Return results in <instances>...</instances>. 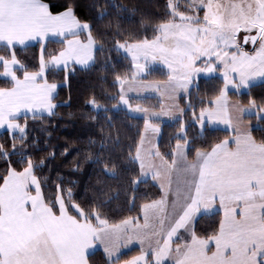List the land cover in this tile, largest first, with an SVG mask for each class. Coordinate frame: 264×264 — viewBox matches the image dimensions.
I'll use <instances>...</instances> for the list:
<instances>
[{"label": "trees", "instance_id": "1", "mask_svg": "<svg viewBox=\"0 0 264 264\" xmlns=\"http://www.w3.org/2000/svg\"><path fill=\"white\" fill-rule=\"evenodd\" d=\"M53 14L72 10L77 19L90 26L97 51L94 64L85 69L49 68L46 80L59 84L54 98L55 112L50 116L22 117L21 133L0 134V188L10 171L28 169L39 180L46 203L55 211L59 195L73 213L80 207L88 219L115 225L140 218L143 207L161 198L162 190L151 180H143L136 154L146 119L130 109L120 108V78L133 74V63L119 44L150 42L159 36L160 27L175 21L171 0H42ZM180 13L187 14L183 2ZM205 10L200 12L204 16ZM65 47L64 41H48L25 47L0 46V57L14 56L25 73L41 68V53L50 60ZM249 50V48H247ZM3 65L0 64V71ZM168 75L157 69L144 81H164ZM13 81L0 78V89ZM224 81L218 76L201 77L188 96L180 97L183 115L180 120H155L161 128L158 150L169 164L177 146H188V158L194 160L200 151H210L229 141L233 134L225 129L200 130L198 116L211 108L222 93ZM228 98L244 106L256 105L264 110V81L244 91H230ZM133 105L160 110L153 98L131 99ZM256 143L264 146V116H246ZM222 225L221 212L200 215L194 225L197 237L217 235ZM188 240V237H185ZM140 253L132 248L113 262L97 250L89 256L90 264H120ZM147 264H153L151 256Z\"/></svg>", "mask_w": 264, "mask_h": 264}, {"label": "crops", "instance_id": "2", "mask_svg": "<svg viewBox=\"0 0 264 264\" xmlns=\"http://www.w3.org/2000/svg\"><path fill=\"white\" fill-rule=\"evenodd\" d=\"M48 41H64L65 47L50 60H45L41 53L39 72L25 73L20 79L16 75V70L21 68L17 59L14 56L10 59L0 57V64L3 65L0 78L13 81L11 88L0 89V134L21 133L22 126L18 120L22 117L52 115L56 108L54 98L60 85L46 80L47 70L49 68L67 70L72 66L81 69L89 68L95 62L97 51V44L91 36L90 26L80 22L72 10L53 14L48 4L42 0H0V46L25 47L38 43L44 44ZM262 70L255 75L245 90L264 81V68ZM129 96L139 98L133 94H128ZM220 97L214 101L213 107H216ZM235 102L233 100L227 102V110L220 111V114L212 117L213 125L207 123L204 128L200 127L201 116L199 115L197 123L199 129L204 130L209 127L235 133L233 131L234 116L231 110V107L236 108ZM176 115V118H168L164 121L180 120L183 115L182 107ZM246 116L249 115H245V118ZM157 127L146 132L145 123L136 154L138 157L141 151V158L144 157V161L152 163L155 176L144 178L142 165L136 161L141 169L142 179L153 181L163 194L160 199L143 207L140 218L131 219V223L126 225L127 235L125 234L126 238L122 245L131 249L138 248L140 253L120 264H147L148 255L156 249L145 251L140 248L143 240L139 238V233L147 223L149 228L151 226L157 228L160 222L166 220L168 222L166 223L167 237L172 246H175V240L183 231L188 235L186 244L190 243L189 240L197 238L194 235V223L200 215L194 213L188 215L187 212L181 214L179 210L183 201L178 198V191L172 184L180 168L194 173L201 156L199 180L201 177L206 178L207 173L212 169H216V175L220 172L227 178H234L236 190L242 186L236 183L239 178L243 181V188H249V192L256 187L262 188L261 200L258 197L249 196L250 193L246 191L240 195L233 193L227 195L226 192L232 188V183L230 179L226 181L221 179L219 182H214L213 189L217 192L211 197L214 198L213 203L222 202L221 204L225 207L230 204V208L243 202H258L257 213H252L245 219L244 228L239 227L242 234L247 236L239 240V245H242L243 249H251L250 246L256 247L252 243L260 244L256 241L249 242L248 236H264V146L259 144L263 147L251 145L244 149H237L230 139L210 151L198 152L194 160H190L188 146L182 143L175 150L173 163L167 164L158 150L161 128L158 125ZM251 128L252 126L250 132ZM150 158H154V162L157 160L160 166L158 170L155 169L157 164H153ZM161 170L165 171V174L160 172ZM223 175H220V178ZM168 179L170 182L166 184ZM197 184L200 185V181ZM165 191L171 193L169 198H164ZM196 203L202 204L200 200ZM72 210L73 213L69 211L61 195L57 198L56 211L49 206L44 199L40 182L32 171L26 170L21 173L10 171L0 188V264H90L89 256L97 250H101L110 262L116 261L118 258L109 259L111 251L109 247L114 244V237L111 235L116 234L115 230L118 226L127 224L128 221L114 226L104 222L95 225L77 205L73 204ZM224 216L225 214H223L219 231L221 235L224 230ZM159 234L160 232L150 235L152 238V235ZM218 244L221 245V242L219 241ZM259 247L262 249L263 256L264 245ZM155 264L163 263L159 260Z\"/></svg>", "mask_w": 264, "mask_h": 264}, {"label": "rangeland", "instance_id": "3", "mask_svg": "<svg viewBox=\"0 0 264 264\" xmlns=\"http://www.w3.org/2000/svg\"><path fill=\"white\" fill-rule=\"evenodd\" d=\"M170 2L177 19L161 26L159 36L155 40L118 45V48L127 54L133 63L132 76L118 80L121 83L119 107L130 109L132 114L145 118L146 132L157 127L155 120L176 118V113L181 107L180 97L188 96L201 77L218 76L224 81L220 100L216 102V107L212 106L199 114L200 127L204 128L207 123L213 125L212 117L220 114V111L227 110V102H231L228 93L244 91L255 75L264 68V0H171ZM180 2L187 7V14L180 13L176 9ZM203 9L204 16H200ZM258 31H261V34L254 51L241 46L240 40L243 35ZM157 69L168 75L167 80L143 81V77ZM128 94L139 96V98L156 99L160 103V110H152L144 105H133L131 99L136 98L128 97ZM235 105H237L236 108L231 107L234 116L233 131H235L232 133L231 143L237 149L259 145L252 137L251 124L246 122L245 115L264 116V110L254 104L244 106L235 102ZM135 158L142 165L144 178L155 176L152 163L144 161V157L141 158V151ZM150 159L154 162V158ZM201 161L202 156L194 173L180 168L173 180L172 186L178 191V198L184 202L180 204L179 211L182 212L181 214L187 212L188 215L190 213L201 215L220 210L225 214L222 235L218 233V236L204 239L197 237L194 232L197 238L189 240L190 243L186 244L188 240L185 237L188 235L183 231L175 240V246H172L167 237L166 223L168 222L165 220L160 222L157 228L151 226V230L147 223L139 233V238L143 240L140 248L145 251L156 248L155 251H151L152 254L148 255V257L151 256L153 264L159 260L163 264H264V255H261L262 249L259 247L264 245V236H248L249 242H260V244L252 243L256 247L250 246L251 249H243V246L239 245V240L247 238L239 227L244 228L245 219L250 217V214L257 213L259 203L243 202L230 208V204L225 207L221 204L222 202L213 203L214 198H211L217 192L213 189L214 182H219L221 179L224 181L230 179L232 183V188L226 192L227 195L229 193L240 195L246 191L250 193L249 196L258 197L261 200L262 188L256 187L249 192V188H243V181L239 178L236 183L242 186L236 190L234 178H227L220 172L216 175V169H212L207 173L206 178L201 177L199 180ZM153 164H157L155 169L158 170L160 166L157 160ZM170 171L172 173V169ZM160 172L165 174L163 170ZM220 175L223 177L220 178ZM198 181L200 185L197 184ZM166 182L168 184L170 179ZM169 196L171 193L165 191L164 198ZM199 200L202 202L201 205L196 203ZM127 221V224L116 228V234L111 235L114 237V244L109 247L110 260L119 258L122 253L131 249L122 245L126 238V225L131 223V219ZM100 223L103 222L99 221L97 225ZM158 231L160 234L152 235L151 238L150 234L159 233ZM219 241L221 245L218 244Z\"/></svg>", "mask_w": 264, "mask_h": 264}, {"label": "water", "instance_id": "4", "mask_svg": "<svg viewBox=\"0 0 264 264\" xmlns=\"http://www.w3.org/2000/svg\"><path fill=\"white\" fill-rule=\"evenodd\" d=\"M260 34H261V31H258L254 34L243 35L241 39V45L243 47H248L249 51L255 50L258 44V41L260 39Z\"/></svg>", "mask_w": 264, "mask_h": 264}]
</instances>
